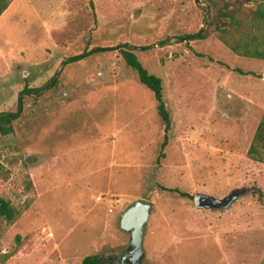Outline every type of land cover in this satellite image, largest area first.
<instances>
[{
    "label": "rangeland",
    "instance_id": "obj_1",
    "mask_svg": "<svg viewBox=\"0 0 264 264\" xmlns=\"http://www.w3.org/2000/svg\"><path fill=\"white\" fill-rule=\"evenodd\" d=\"M204 6L13 0L3 12L0 112L16 111L25 87L57 81L23 95L14 132L0 136V196L26 208L13 224L0 221V264H80L88 255L114 264L110 256L131 248L119 220L136 199L154 203L142 264H264V163L247 153L264 113V60L237 56L214 34L180 40L206 27ZM119 44L139 47V61L162 79L164 149L154 95L118 50L62 63ZM235 188L247 193L231 208L196 209L195 193L223 198ZM16 236L17 254L2 262Z\"/></svg>",
    "mask_w": 264,
    "mask_h": 264
},
{
    "label": "trees",
    "instance_id": "obj_2",
    "mask_svg": "<svg viewBox=\"0 0 264 264\" xmlns=\"http://www.w3.org/2000/svg\"><path fill=\"white\" fill-rule=\"evenodd\" d=\"M13 0H0V16L8 8ZM208 6L202 7L205 10L206 27L202 28L196 34H185L178 37L182 39H206L210 34H214L234 54L240 57H248L264 60V0H206ZM258 1V2H257ZM257 2L253 8L247 7L249 3ZM210 12V15L208 13ZM161 46L166 45L167 41L159 42ZM151 46H145L143 49H150ZM139 47L128 44H119L114 47H99L91 51H85L80 55L68 58L63 64L76 62L84 57L106 50H118L125 60L126 64L132 68L139 82L149 89L157 103V111L165 125V140L161 149L167 144V132L171 127V119L163 97V82L160 77L150 73L139 61L135 51ZM241 74H251L236 70ZM57 78L54 76L49 82L41 87L28 88L19 95L18 108L14 112H0V136H8L14 132V122L19 118L23 108V95H40L56 84ZM249 157L256 162L264 163V113L259 121L250 146L248 148ZM27 187H32L31 181H28ZM165 189V188H162ZM176 192L184 197H191L187 193L180 192L177 189H167ZM26 208L16 207L9 200L0 196V221H5L8 225L13 224L21 216ZM17 247L9 253L1 256V261L5 262L10 257L17 254L22 241L20 236H16ZM19 247V248H18ZM80 264H105L103 256L88 255L85 256Z\"/></svg>",
    "mask_w": 264,
    "mask_h": 264
},
{
    "label": "water",
    "instance_id": "obj_3",
    "mask_svg": "<svg viewBox=\"0 0 264 264\" xmlns=\"http://www.w3.org/2000/svg\"><path fill=\"white\" fill-rule=\"evenodd\" d=\"M247 193L246 188H235L223 198L215 197L206 193L194 194V203L197 210L225 211ZM154 203L147 199H136L121 214L119 226L123 231L130 233L131 250L128 254L132 264H142L145 256L143 239L145 228L149 221ZM126 256H124L125 258Z\"/></svg>",
    "mask_w": 264,
    "mask_h": 264
},
{
    "label": "flooded vegetation",
    "instance_id": "obj_4",
    "mask_svg": "<svg viewBox=\"0 0 264 264\" xmlns=\"http://www.w3.org/2000/svg\"><path fill=\"white\" fill-rule=\"evenodd\" d=\"M130 250H131V248H130ZM130 250L128 252L122 253L120 255L110 256L111 258H113L114 264H132L131 261L129 260V257H128ZM124 256H126V257L124 258Z\"/></svg>",
    "mask_w": 264,
    "mask_h": 264
}]
</instances>
